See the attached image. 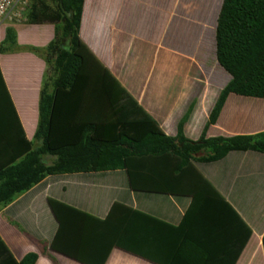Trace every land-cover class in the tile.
Wrapping results in <instances>:
<instances>
[{"label": "crops", "instance_id": "crops-1", "mask_svg": "<svg viewBox=\"0 0 264 264\" xmlns=\"http://www.w3.org/2000/svg\"><path fill=\"white\" fill-rule=\"evenodd\" d=\"M203 5L83 0L78 38L165 136H176L183 119L181 133L191 141L202 134L210 139L264 132V98L235 94L227 95L215 123L206 126L229 76L214 57L216 17L213 27L206 26ZM24 19L0 25V43L8 27L15 36V46L0 53V163L21 150V134L37 146L45 63L28 48L45 47L53 26ZM43 160L49 165L54 158ZM142 162L133 169V188L123 170L45 176L0 204L1 242L15 262L35 254L34 264H99L110 230L101 222L116 205L121 246L112 247L101 264H264L263 153L228 152L213 162H191L193 171L186 167L177 175L168 163ZM47 201L78 212L60 213L58 235ZM244 226L250 235L236 258ZM55 234L56 246L79 260L49 248Z\"/></svg>", "mask_w": 264, "mask_h": 264}, {"label": "trees", "instance_id": "trees-1", "mask_svg": "<svg viewBox=\"0 0 264 264\" xmlns=\"http://www.w3.org/2000/svg\"><path fill=\"white\" fill-rule=\"evenodd\" d=\"M82 1L29 0L24 11L25 23L52 25L53 38L43 48H28L45 63L33 135L37 146L21 134V150L0 163V204L54 174L123 170L129 188H133L134 167L149 159L168 163L169 171L177 175L186 167L192 170L191 162H213L232 151L264 154V132L210 139L202 134L191 141L181 133L183 119L176 136H165L80 42ZM14 46V32L8 27L0 53ZM214 57L229 81L220 90L206 126L215 123L228 94L264 98V0H221L214 27ZM46 157L54 160L47 165ZM47 206L58 223L57 235L60 213L78 214L54 201H47ZM115 207H110L101 222L110 230L99 264L112 247L121 246L116 241ZM244 229L236 258L250 235ZM56 234L49 248L79 260L56 246ZM261 242L264 253V234ZM35 260V254H27L15 262L0 240V264H34Z\"/></svg>", "mask_w": 264, "mask_h": 264}, {"label": "built area", "instance_id": "built-area-1", "mask_svg": "<svg viewBox=\"0 0 264 264\" xmlns=\"http://www.w3.org/2000/svg\"><path fill=\"white\" fill-rule=\"evenodd\" d=\"M27 4L28 0H0V25L21 23Z\"/></svg>", "mask_w": 264, "mask_h": 264}, {"label": "rangeland", "instance_id": "rangeland-1", "mask_svg": "<svg viewBox=\"0 0 264 264\" xmlns=\"http://www.w3.org/2000/svg\"><path fill=\"white\" fill-rule=\"evenodd\" d=\"M29 2V0H28ZM221 0H204V23L208 27H213V22L218 12ZM198 6V5H197ZM191 7V5H189ZM23 21V20H22ZM21 21V22H22ZM9 25L8 23H6ZM4 24V25H6Z\"/></svg>", "mask_w": 264, "mask_h": 264}]
</instances>
